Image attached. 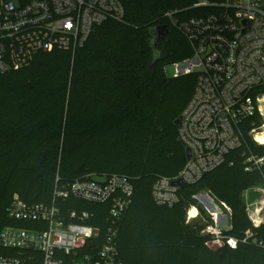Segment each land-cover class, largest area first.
<instances>
[{
	"label": "trees",
	"instance_id": "16d2710c",
	"mask_svg": "<svg viewBox=\"0 0 264 264\" xmlns=\"http://www.w3.org/2000/svg\"><path fill=\"white\" fill-rule=\"evenodd\" d=\"M119 1L124 21L97 26L73 55L40 53L28 67L0 75V232L19 225L6 214L15 195L25 203L50 205L56 178L58 186H67L89 175H118L133 186L118 227L121 264H264L260 249L241 242L247 231L264 240V225L252 227L242 199L243 192L264 188V169L245 171L244 143L199 181L180 188L174 206L157 207L151 198L155 179L176 177L186 162L174 121L196 83L195 74L164 76V67L191 55L183 35L164 15L180 20L210 9L189 8L202 0ZM159 26L168 28L167 40L153 60L148 42ZM254 120L261 124L260 118ZM248 128L246 122L242 129L248 146L264 156V146L250 143ZM203 192L229 210L225 234L238 240L235 249L214 246L201 234L210 223L196 199ZM54 204L64 213L92 215L89 225L99 228V235L82 254L94 253L89 246L96 252L110 203ZM190 208L198 211L200 222L187 220ZM6 253L0 248V255Z\"/></svg>",
	"mask_w": 264,
	"mask_h": 264
},
{
	"label": "built area",
	"instance_id": "2783aa9c",
	"mask_svg": "<svg viewBox=\"0 0 264 264\" xmlns=\"http://www.w3.org/2000/svg\"><path fill=\"white\" fill-rule=\"evenodd\" d=\"M190 8L210 12L180 20H173L171 13L164 16L191 49L189 58L171 64L172 78L196 75L177 128L178 141L189 149L191 157L176 177L155 179L151 198L157 207L170 208L178 202L180 188L173 186V181L194 184L242 147L246 122L247 135L254 134L255 143L262 146L255 136L264 128V0H202ZM124 16L119 0H30L23 4L0 0V75L28 67L40 53L73 55L97 26L107 21L123 22ZM255 117L260 118L259 126ZM244 164L246 172H260L264 156L247 154ZM256 189L262 198L247 205L245 212L252 227L259 228L264 225V191L255 187L245 193ZM132 193L131 182L123 176L89 175L67 186H58L56 178L50 205L25 203L13 196L6 214L19 225L6 226L0 232V248L7 252L0 255V264H121L118 227ZM57 200L110 203L103 243L96 252L89 246L92 255L82 254L86 243L99 235V228L89 225L92 215L84 211L64 213L54 204ZM219 211L213 205L210 223L201 234L208 235L214 246L235 249L238 240L225 234L229 225H220ZM191 218L187 216L188 221ZM241 242L264 253V240L252 232H245Z\"/></svg>",
	"mask_w": 264,
	"mask_h": 264
},
{
	"label": "rangeland",
	"instance_id": "374dc122",
	"mask_svg": "<svg viewBox=\"0 0 264 264\" xmlns=\"http://www.w3.org/2000/svg\"><path fill=\"white\" fill-rule=\"evenodd\" d=\"M186 9H188V7ZM163 73H164L165 78L171 79L173 77V71H172L171 65H167L166 67H164ZM261 133H264V128H262V127L256 132V134H261ZM246 136L250 139V143H252V144L257 146V144L254 141V134L251 135V136L250 135H246ZM243 143L245 144L246 149L248 150L247 154H253V152L251 151L250 147L248 146L249 142H247L245 140V138H244ZM262 146H264V145H262ZM261 190L264 191V188H261ZM261 198H262V194H261V191H259L258 189H256L255 191H253L251 193L243 192V194H242V199H243V202H244L245 206L253 204V203L257 202L258 200H260ZM196 199H197L199 205L206 211V214L208 216H210L209 215V211L210 212L213 211V205L217 206V208H219V210H220L219 212H220V215H221L220 220H219L220 225L221 226L223 225L224 227H226L225 225H229V217H228L229 215H228V213H226L224 211L223 207L220 206V204L217 203L213 198H211L208 195V193L203 192V193L197 195ZM192 209L193 208H190L189 211H191ZM189 211H188V214H187L188 217L190 216ZM190 221L200 222L199 217H198V211H197V217L191 218Z\"/></svg>",
	"mask_w": 264,
	"mask_h": 264
},
{
	"label": "water",
	"instance_id": "95a60500",
	"mask_svg": "<svg viewBox=\"0 0 264 264\" xmlns=\"http://www.w3.org/2000/svg\"><path fill=\"white\" fill-rule=\"evenodd\" d=\"M168 34V28L166 26H159L154 30V36L152 37V39L148 42V45L152 51V59L153 60H157V58L159 57V46L164 44L167 40L166 36ZM179 122H180V118L178 117L175 121H174V125L176 128L179 127ZM180 143V141H178ZM181 144V143H180ZM184 153H185V157L186 159H190L191 157V153L189 151L188 148L184 147ZM94 181L98 182V183H102L103 179H98V178H94ZM173 186L182 188L184 186V184L179 181H173L172 182Z\"/></svg>",
	"mask_w": 264,
	"mask_h": 264
},
{
	"label": "bare ground",
	"instance_id": "6f19581e",
	"mask_svg": "<svg viewBox=\"0 0 264 264\" xmlns=\"http://www.w3.org/2000/svg\"><path fill=\"white\" fill-rule=\"evenodd\" d=\"M255 139H256V141H257L259 144L264 145V133L257 134V135L255 136ZM189 214H190V216L193 218V217H196L197 212H196V210L193 208L191 211H189Z\"/></svg>",
	"mask_w": 264,
	"mask_h": 264
}]
</instances>
